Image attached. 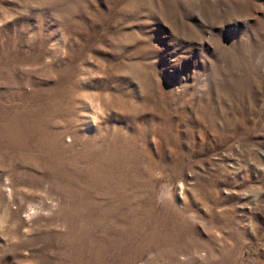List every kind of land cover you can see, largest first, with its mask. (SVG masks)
Listing matches in <instances>:
<instances>
[{
  "label": "rangeland",
  "instance_id": "rangeland-1",
  "mask_svg": "<svg viewBox=\"0 0 264 264\" xmlns=\"http://www.w3.org/2000/svg\"><path fill=\"white\" fill-rule=\"evenodd\" d=\"M0 264H264V0H0Z\"/></svg>",
  "mask_w": 264,
  "mask_h": 264
}]
</instances>
